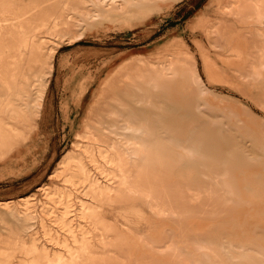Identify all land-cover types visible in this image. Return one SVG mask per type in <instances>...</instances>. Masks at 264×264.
Listing matches in <instances>:
<instances>
[{"label":"rangeland","instance_id":"1","mask_svg":"<svg viewBox=\"0 0 264 264\" xmlns=\"http://www.w3.org/2000/svg\"><path fill=\"white\" fill-rule=\"evenodd\" d=\"M0 13V264H264V0Z\"/></svg>","mask_w":264,"mask_h":264},{"label":"bare ground","instance_id":"2","mask_svg":"<svg viewBox=\"0 0 264 264\" xmlns=\"http://www.w3.org/2000/svg\"><path fill=\"white\" fill-rule=\"evenodd\" d=\"M4 2H6V1H4ZM37 2V1H36ZM38 3V2H37ZM36 3V4H37ZM44 3V2H43ZM40 3H38V5H35L34 7H32L33 9L32 10H34V13H38L39 12V8H40V6L41 5H39ZM7 6V5H6ZM10 6V5H9ZM253 6L256 8V9H258L259 8V2H254L253 3ZM28 9H30L29 7H28ZM4 11V10H3ZM30 12H31V10H30ZM5 13V12H4ZM4 13H2V14H4ZM7 13H8V11H7ZM1 14V13H0ZM6 14V13H5ZM10 14H12V13H10ZM9 14V15H10ZM8 16V15H7ZM11 16V15H10ZM13 16V15H12ZM3 17H6V16H4L3 15ZM51 17H53L52 15L51 16H49L48 14H46V13H38V16H37V20H38V22H40V24L37 26V28H38V30L39 29H42V30H46L47 28H48V22H49V19L48 18H51ZM1 18H2V16H1ZM7 18V17H6ZM69 21V20H68ZM4 22H7L6 21V19L4 18V20H2V19H0V33L2 34H5L6 33V31H7V28L8 27H6V24H4ZM17 26V25H16ZM20 26V25H19ZM9 29V28H8ZM21 29V28H20ZM18 30V29H17ZM23 31V30H22ZM20 32H21V30H20ZM19 32V33H20ZM0 34V35H1ZM8 34V33H7ZM0 38H1V36H0ZM25 42H26V40H25ZM29 46V45H28ZM27 46V47H28ZM35 49V48H34ZM21 56H22V53L20 54V56H19V58L18 59H20V61H21ZM20 61H18V62H20ZM16 63V62H15ZM171 63V62H170ZM2 64H3V60L1 59V56H0V69H1V66H2ZM35 64V63H34ZM191 65V64H190ZM189 65V66H190ZM193 66V65H192ZM162 69V68H161ZM193 69V68H192ZM191 69V70H192ZM147 73V72H146ZM149 73V72H148ZM190 73H192V72H190ZM195 77H194V81H195V83H196V85H197V88H198V94H202V93H204V91H205V89H204V86H203V84H202V81L199 79V77L197 76V74H198V72L197 71H195ZM0 75H1V71H0ZM143 72H141V73H139V76L140 77H143ZM19 76H22V73L20 72V71H18V72H15V74H14V77H19ZM150 79L149 80H146L147 81V83L149 84V85H151L152 83H153V81H154V78H152V77H149ZM26 79V78H25ZM13 80V79H12ZM17 80V79H16ZM21 85H23V84H21ZM21 85H19L20 87H24V86H21ZM41 91H42V84H41V86H40V90L38 91V93H41ZM204 97V96H203ZM137 145V144H136ZM138 148V150H141V151H143V152H145V151H147V150H149V147H147L144 143L142 144V145H138L137 146ZM144 154V153H143ZM224 170V169H223ZM214 174H216V173H214ZM224 175V174H223ZM215 176H217V175H215ZM222 176V175H221ZM219 177V176H218ZM223 177V176H222ZM87 179V178H86ZM215 179H217L216 177H215ZM218 180H220V177L218 178ZM218 180H215L216 182L218 181ZM223 181V180H222ZM239 182V181H238ZM243 182V181H242ZM225 183V182H224ZM218 185H220V184H218ZM221 186H223V183H222V185ZM240 186V185H239ZM224 187V186H223ZM244 187V186H243ZM243 187H241L240 186V188H243ZM99 188V187H98ZM221 188V187H220ZM225 188V187H224ZM222 190H223V188H221ZM225 191H226V188H225ZM228 193V192H227ZM195 245V244H194ZM198 248V247H197ZM202 249V248H201ZM200 252H201V250H200ZM204 252V259L205 260H207V262H208V264L210 263V262H213V260H214V257L211 255V253H209L208 252V248L206 247V246H204V250H202V253ZM233 252V251H232ZM61 259V258H60ZM59 259V260H60ZM62 260V259H61ZM52 264V263H51ZM206 264V263H205ZM212 264V263H211Z\"/></svg>","mask_w":264,"mask_h":264}]
</instances>
